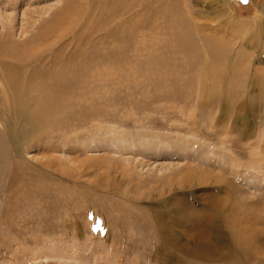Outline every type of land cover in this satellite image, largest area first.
Here are the masks:
<instances>
[{
	"label": "rangeland",
	"instance_id": "obj_1",
	"mask_svg": "<svg viewBox=\"0 0 264 264\" xmlns=\"http://www.w3.org/2000/svg\"><path fill=\"white\" fill-rule=\"evenodd\" d=\"M2 59L0 264H264V0H0Z\"/></svg>",
	"mask_w": 264,
	"mask_h": 264
},
{
	"label": "bare ground",
	"instance_id": "obj_2",
	"mask_svg": "<svg viewBox=\"0 0 264 264\" xmlns=\"http://www.w3.org/2000/svg\"><path fill=\"white\" fill-rule=\"evenodd\" d=\"M68 5V4H67ZM67 8V7H66ZM59 11H61V10H59ZM63 11V10H62ZM61 11V13L63 14V12H65V11H63L62 12ZM61 13L59 14L60 16H61ZM67 13V12H66ZM58 15V16H59ZM64 15V14H63ZM66 15V14H65ZM64 15V16H65ZM57 16V17H58ZM83 18V17H82ZM58 19V18H57ZM57 19L55 18V19H52V20H50L43 28H42V30L39 32V39L37 38L36 40H40V37H44V36H46V34L47 33H50V31H52L53 29H54V27L57 25ZM62 20V19H61ZM63 24V23H62ZM70 25V24H69ZM57 26H61V25H57ZM8 28V27H7ZM55 31H57V29L55 30ZM61 31V30H60ZM183 31V30H182ZM41 33V34H40ZM41 35V36H40ZM74 35V34H73ZM62 36V35H61ZM35 38H36V36H35ZM42 41V40H41ZM6 43V42H5ZM5 43H3V45L4 46H8V45H6ZM32 43V42H31ZM40 42H38V44H39ZM35 44H36V42H35ZM2 45V44H1ZM30 46V45H29ZM2 47V46H1ZM28 48V47H27ZM36 48V47H35ZM24 49H26V48H24ZM31 51H33V50H31ZM30 51V52H31ZM36 51V50H35ZM4 52H5V50H4ZM24 52V51H23ZM29 52V53H30ZM12 53V52H11ZM28 53V52H27ZM33 53V52H32ZM32 53H30V54H32ZM2 55V54H1ZM5 55V58H6V56H8L9 54L8 53H6V54H4ZM17 55V54H16ZM41 55V54H40ZM22 56V55H21ZM11 57V56H10ZM9 58V57H8ZM18 58H19V56H18ZM13 59V58H12ZM21 58H19V60H20ZM26 59V58H25ZM58 61V60H57ZM16 62H18V60L16 61ZM20 62V61H19ZM99 62V61H98ZM88 63V62H87ZM97 64V63H96ZM10 65H12L11 63L9 64V62H7V59L5 60V59H2V60H0V92L2 93L1 95H0V106L1 107H3V108H7L8 107V105L10 104V103H15L16 101H19L20 102V100H21V97L23 96V98H24V103L26 104V103H29V104H31V102H33L34 103V108L35 109H33V110H35V116L37 117H32L31 119H30V123H32V121L33 120H35L33 123H34V125L35 126H39V124H38V122H42V121H44V119L43 118H45V116L46 115H48V114H50L51 113V111L52 110H50V108H49V106H47V107H44L45 106V104H44V106L41 104V102H43V101H45L47 98L45 97L46 95H50L49 93H48V90H50V89H46L47 88V86H46V88L45 87H43L44 85H40V84H42V81L39 83V80H37L38 81V88H33L32 86H33V84H32V86L31 87H28V86H26V85H24V87H23V89H25L26 87V90H23V91H21L20 90V88H21V86H20V88L17 86L18 85V83H20L21 81H19V77L16 75V74H19L18 72L17 73H13V71H11V68L15 65L14 63H13V66L12 67H10ZM19 66H21V65H19ZM15 67H17L16 65L12 68V69H14ZM18 68V70H19V67H17ZM17 68H15V70L17 69ZM66 70V69H65ZM60 71H61V69H60ZM39 72V71H38ZM59 72V71H58ZM71 72V71H70ZM79 72V71H78ZM89 73V72H88ZM67 71H66V73L64 72V70H62V72H59V74H55L54 75V77H56V78H54L53 77V80L52 81H54V83L56 84L58 81L60 82V83H62V81H64V80H66V78H67ZM83 74V73H82ZM69 75V74H68ZM39 76V75H38ZM72 77V76H71ZM40 79V78H39ZM68 79V78H67ZM41 80V79H40ZM43 80V79H42ZM46 82L47 81H49V80H45ZM45 81H43L44 83L43 84H46V82ZM70 81V80H69ZM69 81H67L68 83H69ZM26 82V81H25ZM33 83V82H32ZM54 83H52V84H54ZM65 83V85L67 86V84H66V81L64 82ZM17 84V85H16ZM24 84H26V83H24ZM37 84V83H36ZM55 84H54V86H55ZM63 84V83H62ZM48 85V84H47ZM58 86V85H57ZM60 87V86H59ZM49 88V87H48ZM53 87H51V89H52ZM57 88V87H56ZM64 88V87H63ZM62 88V89H63ZM68 87H66L65 89H67ZM74 88V87H73ZM77 88V87H76ZM64 89V90H65ZM53 90V89H52ZM55 90H58V89H55ZM64 90H62V91H64ZM99 90V89H98ZM51 91V90H50ZM65 91H67V90H65ZM55 92V91H54ZM53 92V93H54ZM51 93H52V91H51ZM66 92H64V94H65ZM55 94V93H54ZM68 94V93H67ZM53 96V95H52ZM55 96V95H54ZM60 96H61V94H60ZM62 96H64L63 94H62ZM61 96V97H62ZM47 97H49V96H47ZM51 97V96H50ZM59 97V96H58ZM46 98V99H45ZM60 98V97H59ZM49 99V98H48ZM53 99V98H52ZM58 99V98H57ZM62 99H63V97H62ZM61 99V100H62ZM55 101V100H54ZM49 102V101H48ZM59 102V101H58ZM43 103H46V102H43ZM49 103H52V102H49ZM20 104V103H19ZM58 105H60V102L58 103ZM55 106V105H54ZM23 107V104H22V101H21V108ZM51 108H53V106H50ZM25 108V107H24ZM23 108V109H24ZM0 109H2V108H0ZM3 110V109H2ZM31 110V109H30ZM49 110H50V112H49ZM3 112H4V110H3ZM54 112V111H53ZM8 113H10V110H9V108H8ZM18 114L20 115L19 117H21V118H23V110L22 111H19L18 110ZM34 114V113H33ZM32 114V115H33ZM53 114V113H52ZM15 115V112L13 111V116ZM51 115V114H50ZM49 117V116H48ZM20 119V118H19ZM43 124V123H42ZM30 125V124H29ZM5 128L7 129V130H5L4 131V133L6 134V136H5V140H7L6 142H7V144L5 143V145H6V147H9V150H10V152L12 153V154H14V156L15 157H22L23 158V155H21L20 154V152H21V146H22V144L24 143V139L26 138V136L28 135V131H25L24 129H17V127H14V125L11 123V127H9V130L10 131H8V127L7 126H5ZM26 129V128H25ZM30 130H34L33 128H30ZM31 133V132H30ZM4 134V135H5ZM1 141V140H0ZM4 143V142H3ZM0 154H2V155H0V156H4V155H6L7 153H6V150L3 148V149H0ZM10 154V153H9ZM9 154H8V156H9ZM10 157V156H9ZM14 159V158H13ZM182 182V181H181ZM182 206V205H181ZM179 218V217H178ZM176 219V218H175ZM181 220V219H180ZM178 221H179V219H178ZM181 226V225H180ZM167 232H165L164 233V237H166L167 239L170 237V236H173V231H171V230H166ZM156 235V234H155ZM156 238V237H155ZM207 238V237H206ZM170 239H171V237L167 240V241H164V244H163V246L162 247H160L159 249H157L156 251H158V250H160V251H162V250H166V251H169L168 250V244L170 243V245L172 244L171 242H169L170 241ZM255 239V238H254ZM155 240V239H154ZM173 242V241H172ZM154 243V242H153ZM253 243V242H252ZM173 244H174V242H173ZM208 244V245H207ZM153 245V244H152ZM174 246V245H173ZM198 246L199 247H201V248H203V256H204V258H203V260L204 261H206V262H210V259H212V260H218V256L216 255V254H214V253H216V252H218V247L215 245V244H212V243H209L207 240H204V241H198ZM208 247V251L205 249V247ZM155 256V255H154Z\"/></svg>",
	"mask_w": 264,
	"mask_h": 264
},
{
	"label": "snow or ice",
	"instance_id": "obj_3",
	"mask_svg": "<svg viewBox=\"0 0 264 264\" xmlns=\"http://www.w3.org/2000/svg\"><path fill=\"white\" fill-rule=\"evenodd\" d=\"M245 2H247V0H245Z\"/></svg>",
	"mask_w": 264,
	"mask_h": 264
}]
</instances>
